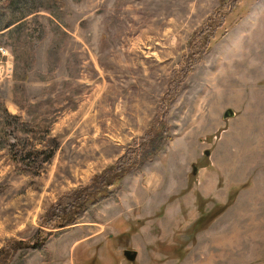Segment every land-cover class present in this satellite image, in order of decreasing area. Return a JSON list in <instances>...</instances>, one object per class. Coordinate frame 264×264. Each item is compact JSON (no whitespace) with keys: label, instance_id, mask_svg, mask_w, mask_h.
Segmentation results:
<instances>
[{"label":"rangeland","instance_id":"rangeland-1","mask_svg":"<svg viewBox=\"0 0 264 264\" xmlns=\"http://www.w3.org/2000/svg\"><path fill=\"white\" fill-rule=\"evenodd\" d=\"M30 1L39 12L0 33V107L26 120L42 113L45 135L10 132L17 157L0 152V264L24 255L25 264H68L57 238L78 223L91 237L74 247L76 264H264V210L235 204L247 190L250 200L264 165V130L238 119L253 108L255 77L264 92V0H62L53 13L48 0ZM16 86L38 115L21 107ZM255 121L264 126V112ZM51 139V160L19 173L20 155ZM236 153L233 182L219 159ZM122 166L131 169L108 198L43 248H26L56 204L76 207L82 188Z\"/></svg>","mask_w":264,"mask_h":264},{"label":"trees","instance_id":"trees-1","mask_svg":"<svg viewBox=\"0 0 264 264\" xmlns=\"http://www.w3.org/2000/svg\"><path fill=\"white\" fill-rule=\"evenodd\" d=\"M49 1V10L55 12L59 7H62L63 2L62 0H48ZM240 0H236L234 3L237 5V3ZM222 4H225V1H221ZM43 6L42 5H36L35 3L31 2L30 0H0V33L12 26L10 31L11 33H14L21 25L27 21V17L30 16L31 14H35L39 12V9ZM20 11V17L16 18L15 17V12ZM56 16H58L56 13H54ZM1 35V34H0ZM209 48V45L208 47ZM16 92L21 93L23 96L22 100H20V105L23 109L28 111V113H36L38 115V107L39 105L32 106L28 103V99L25 94V87L24 86H16ZM28 100V101H27ZM42 113L39 114L40 118H37L34 116L33 120H26L23 119L20 115L17 114H12L10 113L4 106L0 107V152L3 150H6V156H9L12 160H14L17 157L16 152V146L19 145V143H9L10 141V132H19V133H24L26 135H31L33 134L34 137L38 140L40 139L41 134L43 133L44 126L42 125L45 122V118L42 117ZM45 135V133H43ZM44 138V137H43ZM42 138V140H43ZM49 139V138H47ZM22 140V139H20ZM53 146H49V142L47 145H45L44 148L41 149H31L28 151H24L15 161V164L21 165L17 167V171L19 173L23 172H38L40 168L44 165V163L48 162L51 160L53 157L54 153L56 152L58 148V143L56 140L51 139ZM23 145V150H26V142L22 141L21 143ZM2 158V156H0ZM124 164H128L124 163ZM133 165L131 166V168ZM130 168V169H131ZM117 173L113 174L110 173L109 177L104 176L102 179H104V184L98 187V184L92 185L94 188V191H90L88 188H82L84 190V196H80L76 198L77 201V206L72 208V204H62L60 202L58 205L56 204V207L52 210V213L50 216L47 217L45 223L48 226V229H40L38 230L37 234L35 235L34 243L31 245H27L26 248H31V249H41L43 248L44 242L51 236H55L60 234L58 231H53L55 229L59 228H65L66 226L70 224H74L77 222L78 219L83 218L85 213L87 211L92 210L95 208L100 202L108 198L110 194L113 192V187L114 185L120 181L126 171H128L129 168H123L122 167H117ZM129 169V171H130ZM114 170V169H113ZM116 171V170H115ZM119 173H122L119 174ZM124 173V174H123ZM97 186V188H96ZM75 194H73L74 197ZM77 197V196H76ZM89 199V200H87ZM233 200V198H232ZM76 209V213L73 211ZM196 225L205 226V221L201 222V219L196 223ZM23 244V243H21ZM24 247V246H22ZM20 247V248H22ZM18 249V246L15 247V251ZM13 250V251H14ZM10 255V254H9ZM25 256L24 255V261L22 263L18 264H25ZM8 257V256H7Z\"/></svg>","mask_w":264,"mask_h":264},{"label":"crops","instance_id":"crops-1","mask_svg":"<svg viewBox=\"0 0 264 264\" xmlns=\"http://www.w3.org/2000/svg\"><path fill=\"white\" fill-rule=\"evenodd\" d=\"M237 46H238V44H237ZM237 46L234 47V49H232V50L225 49V47H224V51H225V53H227L226 56L235 55L237 53ZM244 47H245V49H250V50L253 49L251 44H244ZM250 55H252V54L251 53H247L245 55V57L247 56L246 59L247 58L249 59ZM232 61H236V60H232ZM254 80H255V83L254 82L252 83V85H251L252 86V91L250 93V94H253V98H254V101L252 100V102H251V105H252L253 108H252V110L249 111V115H248L251 119H250V121H245L246 119H244V118L248 117V116L243 117V114L245 112L242 113V115H240L238 119H240V121L242 123H245L244 124L245 127L250 125L248 127L253 128L254 126H256L259 129L264 130V126L261 123L255 121V115L262 114L264 112V108H263L264 107V101H263L264 92H260L259 93V91L256 89V87L258 85V82H259L258 81L259 79L257 77H255ZM254 85H255V88H254ZM235 87H238V86L235 85L234 88ZM233 89L226 90L224 92V95L229 94V92L232 91ZM255 90L257 92H255ZM233 92H234V94L232 96ZM233 92L230 93L228 95V97H232V100L235 103L237 98L240 97V93L236 89H234ZM225 98H227V97L225 96ZM259 102H260L261 110H260V107H259V104H258ZM255 108H257V110H255ZM227 110H231V108H227ZM232 115H237V114H234V111H233ZM243 119H244V121H243ZM235 130H236V127H234V131ZM235 146L237 147V140L235 142ZM232 157H235L234 161H233ZM232 157H229V161H230L229 163H227L228 162L227 161V157H222V159H219L220 160V166L219 167L222 169V171L224 169L225 173L232 171L233 173H232L231 176L234 177L233 182H237L236 180L240 179V173H241V171L239 169V167H240V159L239 158L240 157H239L238 153L232 155ZM250 190H251V193H252V197L250 198V200L249 201L248 200L245 201L246 197H248V193H249V190H247L246 193H241L236 198V203H235L236 206L240 208V207H244V205H245V208H247V207L249 208L254 202H257V204H258L257 208L264 210V165H263V163H261V164H259L257 166V172H256V174H254L253 185H252V188ZM244 202L247 203V204H244ZM88 226H89V224H87V223H78L76 225L74 224V226L72 228H70L68 231L65 232V233H67V235L66 236L63 235V237L65 236L64 238L63 237L57 238V239H59V243H58L60 245L59 247H61L60 251L65 246H66V248H69L70 252H65V254L68 255V257H67L68 264H74V259H75V264L77 262L76 255H75V258H73L74 257V251H73L74 247H77L78 245L80 246L81 243L85 242L86 240H88L91 237L89 235V232H88V229H87V228H89ZM140 233H141V231H140ZM46 244H48L47 241L44 242L43 246H45ZM134 250H137V249L135 248ZM57 253H58V251H57ZM52 255H53L52 257L54 259L55 258V252Z\"/></svg>","mask_w":264,"mask_h":264},{"label":"water","instance_id":"water-1","mask_svg":"<svg viewBox=\"0 0 264 264\" xmlns=\"http://www.w3.org/2000/svg\"><path fill=\"white\" fill-rule=\"evenodd\" d=\"M232 114H233V112L231 110H228L225 113V116L227 117V116H230ZM196 170H197V168L195 166L194 172H196ZM137 254H138L137 251L133 250V249H125L124 250V255L129 261H135L137 259Z\"/></svg>","mask_w":264,"mask_h":264},{"label":"built area","instance_id":"built-area-1","mask_svg":"<svg viewBox=\"0 0 264 264\" xmlns=\"http://www.w3.org/2000/svg\"><path fill=\"white\" fill-rule=\"evenodd\" d=\"M1 51H3L4 53H8L7 49H4V48H1Z\"/></svg>","mask_w":264,"mask_h":264}]
</instances>
